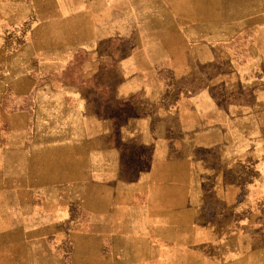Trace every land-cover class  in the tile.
Returning <instances> with one entry per match:
<instances>
[{
    "label": "crops",
    "instance_id": "0c3cea01",
    "mask_svg": "<svg viewBox=\"0 0 264 264\" xmlns=\"http://www.w3.org/2000/svg\"><path fill=\"white\" fill-rule=\"evenodd\" d=\"M62 8L0 0V264H14L16 233L31 248V236L59 232L68 201L81 198L87 220L71 234L69 264H264L254 209L264 198V130L200 122L160 139L155 129L141 145L149 159L134 153L128 177L127 153L89 121L80 96L41 79L43 58L62 54V35L47 30ZM19 25L16 46L9 32ZM261 101L264 117V93Z\"/></svg>",
    "mask_w": 264,
    "mask_h": 264
},
{
    "label": "rangeland",
    "instance_id": "374dc122",
    "mask_svg": "<svg viewBox=\"0 0 264 264\" xmlns=\"http://www.w3.org/2000/svg\"><path fill=\"white\" fill-rule=\"evenodd\" d=\"M62 3L61 24L57 18L47 25L50 33L62 35V54L43 58L41 79L80 96L89 121L109 130L111 146L127 153L128 177L134 174L129 168L134 153L149 159L150 149L141 145L155 129L160 139L200 122L240 134L264 130V0ZM24 28L9 32L16 46ZM241 173L247 180L257 174L251 158ZM67 207L60 231L44 238L35 233L31 248L16 233L14 264H39V258L40 264H69L71 234L86 224V200H69ZM254 209L263 220L264 198Z\"/></svg>",
    "mask_w": 264,
    "mask_h": 264
}]
</instances>
